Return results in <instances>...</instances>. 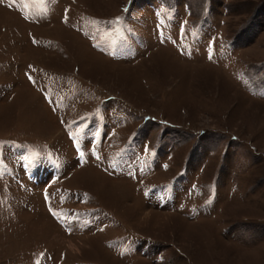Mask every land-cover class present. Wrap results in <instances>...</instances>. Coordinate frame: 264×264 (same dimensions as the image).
Masks as SVG:
<instances>
[{"label":"rangeland","instance_id":"1","mask_svg":"<svg viewBox=\"0 0 264 264\" xmlns=\"http://www.w3.org/2000/svg\"><path fill=\"white\" fill-rule=\"evenodd\" d=\"M0 264H264V0H0Z\"/></svg>","mask_w":264,"mask_h":264}]
</instances>
